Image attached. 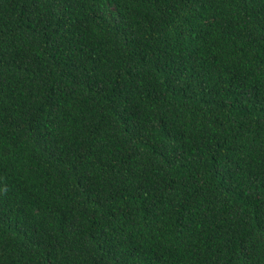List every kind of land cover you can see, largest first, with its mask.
Returning <instances> with one entry per match:
<instances>
[{
    "label": "trees",
    "instance_id": "obj_1",
    "mask_svg": "<svg viewBox=\"0 0 264 264\" xmlns=\"http://www.w3.org/2000/svg\"><path fill=\"white\" fill-rule=\"evenodd\" d=\"M0 264H264V0H0Z\"/></svg>",
    "mask_w": 264,
    "mask_h": 264
}]
</instances>
